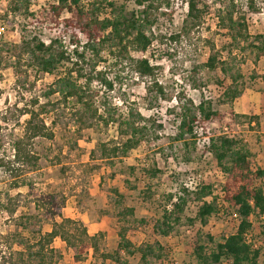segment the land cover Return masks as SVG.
I'll use <instances>...</instances> for the list:
<instances>
[{
    "label": "rangeland",
    "instance_id": "374dc122",
    "mask_svg": "<svg viewBox=\"0 0 264 264\" xmlns=\"http://www.w3.org/2000/svg\"><path fill=\"white\" fill-rule=\"evenodd\" d=\"M12 1L0 0V47H7L6 43H20L23 34L48 42L60 33L50 25L48 0H31L28 10L21 4L18 11L13 10ZM110 1L127 12L141 9L138 0ZM206 1L210 15L189 34H183L188 5L183 0H160L164 5L158 14L159 21L151 31L154 40L145 58L157 66L156 79L164 87V96L150 92V80L140 78L129 64L117 62L107 50L101 53L102 59L96 68L101 75H95L92 86L98 92L96 104L100 113H103L104 105L122 117L137 111L144 117L149 130L146 143L129 156L113 161L93 157V151L99 154L101 143L111 147L120 141L118 125L106 126L100 122L90 129L79 130L73 119L75 105L59 99L58 94L51 96L56 107L45 115V119L54 139L36 140L35 152L40 160L35 170L21 176L19 181H26V185L13 189L9 172L0 169V264H11V257L15 262L17 251L22 250V242L35 241L39 233L51 231L53 224L60 221L42 206L51 195L57 200L65 199L61 211L63 217L82 222L90 235L95 231L103 233L104 236L99 237V249L104 253L117 248L120 230L117 213L122 209L135 210V216L130 219H158L167 206L169 195H180L182 188L194 189L200 182L213 184L215 194L220 195L226 177L212 155L204 153V146L211 137L225 133L243 139L254 165L264 169V56L258 57L259 50L254 48L264 47V0H252L257 13H251L249 0ZM232 1L238 5L236 17H246L250 36L249 42L239 46L232 43L227 30L222 29L218 21L219 13H223ZM64 39L68 45L69 39ZM250 42L254 47L248 46ZM212 53L239 83L245 84L243 93L232 105L224 97L231 79L221 68L212 70L207 66ZM22 57L24 60L16 72V56L1 54L0 156L10 157L13 142L23 135L28 116H20L18 109L25 105L30 107L34 98L46 101V93L56 81L55 76L30 66L27 56ZM190 102L195 105L209 102L224 118L198 127L195 137L179 141L176 139L177 113ZM243 115L257 116L259 121ZM132 167L135 170L132 171ZM154 169L158 172L152 175ZM113 190H118L122 197L115 196ZM7 194H18L17 212L13 217L2 208ZM196 210L195 206L189 205L185 216L194 219ZM236 225L233 218L213 215L206 224L199 220L183 222L169 237L155 235L151 224L136 234L130 233L129 238L136 246L159 241L165 248L167 264H196L193 243L198 233L204 241H207L206 233L219 240L223 234L235 232ZM104 228L109 231H102ZM252 239L262 246L264 253V234L257 222ZM52 246L62 254V264H74L73 251L65 242L57 238ZM123 257L128 264H142L139 255L123 254ZM263 262L264 254L260 259V263ZM78 264L112 262H103L100 255L90 249ZM151 264L160 263L152 260Z\"/></svg>",
    "mask_w": 264,
    "mask_h": 264
},
{
    "label": "trees",
    "instance_id": "16d2710c",
    "mask_svg": "<svg viewBox=\"0 0 264 264\" xmlns=\"http://www.w3.org/2000/svg\"><path fill=\"white\" fill-rule=\"evenodd\" d=\"M249 1L251 13H257L258 9L253 1ZM12 2L14 11H18L21 4L28 10L31 0ZM48 2L49 22L60 30L58 35L45 42L37 36L23 34L20 43H6L7 47H0V64L1 54L10 53L17 58L14 68L19 72L18 69L24 60L22 56H27L30 66L56 78L54 86L52 85L46 93V101H40L39 97L34 98L30 107L25 105L18 109L20 116H28L23 135L13 142V154L10 157L0 156V169L9 172L13 189L26 185V181H19L21 176L35 170L39 164L40 157L35 152L36 140L54 139V133L45 115L55 110L56 104L51 99L55 94H58L59 99L64 102L75 105L73 119L79 130L90 129L100 122L106 126L118 125L120 141L111 147L107 143H101L99 154L93 151V157L96 156V159L113 161L116 158H124L146 143L149 130L144 124V117L137 111H131L122 117L115 111L111 112L106 108L107 105H104L103 113H100V107L96 104L98 92L92 86L95 75H101L96 68L102 59V52L107 50L117 62L129 64L140 78L149 79L150 92L156 91L161 96L165 95L163 85L156 79L157 66L152 65L145 58L154 40L151 31L159 21L158 14L164 3L160 0H138L137 5L141 9L127 12L110 0H48ZM183 2L188 5V13L182 33L189 34L205 21L211 9L206 0H183ZM65 13L68 16L65 17ZM238 14V5L232 1L231 5H227L223 13L218 15L221 28L227 30L232 43L237 46L249 42L250 39L247 19L244 16L236 17ZM30 16L35 17V14L30 13ZM64 38L69 39L68 45H65ZM248 46L254 47L251 42ZM254 48L259 50L258 57L264 56V47ZM221 63L216 54L212 53L207 66L212 70L221 68L222 72L231 79L224 97L232 105L243 93L245 84L239 83L237 77L231 75ZM177 115L179 126L176 139L179 141L195 137L198 127L203 128L205 124L222 121L224 118L209 102H202L199 105L190 102V105L183 106ZM243 116L249 120L259 121L257 116ZM204 153L212 155L226 177L220 195L215 194L213 184L200 182L194 189L182 188L180 195H169L167 206L158 219H130L135 216V210L122 209L117 213L120 224L117 248L110 253L101 252L99 249V237L104 236L103 233L90 235L82 222L63 217L61 211L65 206V199L57 200L51 195L42 206L49 215L59 217L60 221L53 224L51 231L39 233L35 241L27 239L22 242V250L17 251L16 261L12 262L11 257L9 262L62 264V254L52 246L54 240L60 238L73 251L71 259L74 264L82 261L85 252L90 249L95 254H99L103 262L109 260L112 264H128L123 254L129 257L139 255L142 264H151L152 260L167 264L164 259L165 248L159 241L136 246L129 238V234H136L139 229L152 224L155 235L169 237L183 222L194 223L199 220L206 224L211 216L223 214L233 218L237 223L235 232L229 235L223 234L219 240L206 233L207 241H204L198 233L193 243L196 264H261L263 249L252 239V232L255 231L257 222L261 225V233L264 234V169L254 165L247 144L234 135L223 133L211 137L204 146ZM130 169L135 170L133 167ZM157 172V169H154L151 174L155 175ZM113 192L118 198L122 197L118 190ZM17 196L18 194H7L6 202L2 205L3 211L10 217L17 212ZM116 202L120 204L119 199ZM189 205L197 209L194 219L185 216Z\"/></svg>",
    "mask_w": 264,
    "mask_h": 264
},
{
    "label": "crops",
    "instance_id": "0c3cea01",
    "mask_svg": "<svg viewBox=\"0 0 264 264\" xmlns=\"http://www.w3.org/2000/svg\"><path fill=\"white\" fill-rule=\"evenodd\" d=\"M104 223H105V222H104ZM86 225L88 226V224H86ZM101 230H102V231H109V229H105V228H104V229H101ZM88 232H89V234H90V230H89ZM95 233H98V231H95ZM95 233H94V234H95ZM94 234H93V235H94Z\"/></svg>",
    "mask_w": 264,
    "mask_h": 264
}]
</instances>
